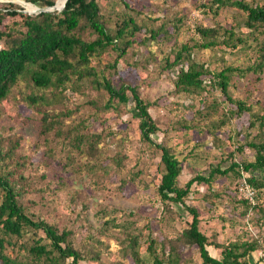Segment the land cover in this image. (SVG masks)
I'll return each instance as SVG.
<instances>
[{
  "label": "rangeland",
  "instance_id": "obj_1",
  "mask_svg": "<svg viewBox=\"0 0 264 264\" xmlns=\"http://www.w3.org/2000/svg\"><path fill=\"white\" fill-rule=\"evenodd\" d=\"M204 1L98 0L102 14L110 17L111 28H114L115 15H134L132 9L141 13L135 16L136 22L145 23L146 28L132 37L134 42L126 56L119 60L117 72L112 77L113 83L118 85L125 82L134 86L143 100L157 103L149 109L159 129L152 138L169 148L180 162L182 171L176 180L178 187H184L196 174H204L210 166L225 161L227 153L233 151L235 145L227 139L226 130L217 132L214 140L204 132L199 134L194 130L176 128V115L180 111L177 109H183L190 98L173 94L172 82L179 67L166 69V61L172 62L175 51L186 45L192 57L210 70L245 67L249 57L252 59L258 55V42L263 37L258 33L256 41L250 37L251 34L243 26L245 14L241 11L229 6L213 15L201 5ZM125 3L129 4V8L124 7ZM27 5L34 6L28 0H0V13L3 14L0 30L20 19L19 16L6 15V9L16 10L19 14H37L30 13ZM231 26H236L241 35L248 36L245 44H239L235 50L223 46L206 49L196 47V44L203 42L196 32L197 27H219L221 34L224 28ZM160 28L162 31L152 38L148 31ZM3 46L0 42V49ZM113 57L110 54L106 59L111 60ZM248 77L251 82L232 75L229 89L231 96L245 99L252 92L248 103H264V71L260 81H256L253 76ZM20 87L24 93L28 92L23 83ZM19 91L20 88L14 89L0 103V147L3 150L11 148L9 144L12 142L18 146L13 150L12 161L17 165L12 167L16 168L12 177L22 191L19 203L34 219H42L59 230H70L76 246L84 255L80 264H134L126 249L127 236L138 235L143 242L151 235L163 243L166 249L169 238L175 237L188 226L191 218L185 211L178 212L180 217L175 213H163V204L157 193L160 180L159 154L148 149L141 140L137 112L131 110L125 113L122 107H118L116 111L96 113L89 104L94 101L96 106L101 107L106 97L101 92L88 89L84 90V94L66 92L67 98L58 108H68L74 112L64 121L63 127L72 129L86 117L87 122H83L82 131L100 133L95 159L72 149L71 154L67 147L62 148L59 144L58 140L62 141V138L52 133L48 138L41 134L40 115L29 109ZM214 95L220 97L217 92ZM128 105L130 107L132 104ZM185 117L189 119L191 112L186 111ZM248 125L247 114L234 121L233 136L239 131V143L244 144L247 138L256 135L255 129H249ZM252 154L250 148L244 147L241 152L235 153L234 161H251ZM65 155L70 157L72 164L66 165ZM229 176L227 179L216 177L211 188L204 184H193L187 199L199 215V230L209 241L225 244L239 239H255L259 247L253 259L257 261L264 253V220L258 224V211L255 208L246 211L239 203L246 199L248 188L242 191V187H246L244 180H233ZM210 192L220 195L216 200L211 197L213 203L206 200ZM256 198L259 205H264V192H256ZM248 202L252 203L250 200ZM170 208L177 210L174 204ZM105 221H115L116 227L110 225L105 228V225H109ZM32 236L43 237V234ZM92 236L102 242L98 260L92 259L84 251L88 249L85 240ZM29 238L30 232L18 242L24 243ZM144 247L143 242L142 251ZM208 250L212 257L219 258L218 249ZM181 257L186 264H201L196 247H183Z\"/></svg>",
  "mask_w": 264,
  "mask_h": 264
},
{
  "label": "trees",
  "instance_id": "obj_2",
  "mask_svg": "<svg viewBox=\"0 0 264 264\" xmlns=\"http://www.w3.org/2000/svg\"><path fill=\"white\" fill-rule=\"evenodd\" d=\"M56 1L28 0L39 8L52 7ZM65 1L61 0L58 9L62 8ZM204 2L201 5L213 15L217 14L219 9L229 6L241 11L245 14L243 26L251 34L250 37L254 41L257 40V33L263 37L258 42L260 44L258 55L252 59L249 57L245 67L210 70L192 57L186 45L175 51L172 62L166 61V69L179 67L172 82L173 94L190 98V102L184 105L183 109H177L180 111L176 115V128L194 130L199 134L204 132L214 140L217 138V132L226 130L227 139L235 145V149L227 153L223 161L226 164L222 162L210 166L204 174H196L189 179L184 187H178L176 184L182 171L180 162L169 148L156 143L152 138L159 129L150 116L149 109L157 103L143 100L139 90L134 86L125 82L118 85L113 83L112 77L117 72L119 60L126 56L134 42L132 37L146 28L145 23L136 22L135 16H139L140 11L131 8L134 15L127 13L115 15L114 28H111L110 17L102 14L98 0H67L60 12L28 15L6 9V15L19 16L20 19L0 30V42L4 44L0 49V103L6 100L14 89L20 88L19 95L22 100L30 110L40 115L41 134L48 138L52 133L55 137L62 138V141L58 140L59 144L63 146L62 148L67 147L71 154L72 149L80 155L96 159L100 133L82 131L83 122H87L86 117L72 129L63 127L64 121L74 112L72 109L58 108L64 104L67 91L84 94V90L88 89L105 95L101 107L96 106L94 101L90 102L89 105L96 113L116 111L118 107H122L125 113L131 110L137 112L141 140L148 149L159 154L160 180L157 193L163 204V213L168 215L175 213L180 217L179 213L183 210L191 219L188 226L178 235L169 238L166 249L156 237L148 235L143 241L145 247L142 251L143 242L139 236H127L126 249L134 264H186L181 257L183 247H196L201 264L264 262V253L257 261L253 259L259 247L255 239L250 241L239 239L225 244L209 241L199 230V215L187 199L193 184H204L211 188V183L216 177L227 179L230 174L233 180L243 179L245 186L254 193L252 203L248 202L249 199L240 200L239 203L245 210L255 208L258 211L260 214L258 224L264 220V205H259L255 201L256 192H264V103H248L247 99L251 98L252 92H249L245 99H235L229 91L233 74L249 82H251L249 75L256 81L261 80L260 76L264 71V0ZM124 7L129 8V4L125 3ZM28 9L32 10L30 6ZM2 17L3 14L0 13V23ZM219 29L197 27L196 32L203 42L196 44V47L206 49L223 46L235 50L239 44H245L248 38L241 35L236 26L224 28L221 34ZM161 31L162 28L150 29L148 32L155 38ZM110 54L114 55L113 59H106ZM21 83L28 90L27 93L21 90ZM215 92L219 98L214 95ZM128 103L132 105L128 107ZM186 111L191 112L189 119L185 117ZM244 114L249 117L248 128L255 129L256 135L247 138L243 144L237 141L239 131L233 136V123ZM9 145L11 148L6 150L0 147V264H80L84 255L76 246L70 230H59L55 225L42 219H34L19 203L22 191L12 177L16 170L12 167L17 165L12 161L13 150L18 146L13 142ZM244 147L252 150L253 160L242 163L234 161L235 153L241 152ZM65 160L66 165L73 163L67 155ZM212 196V199L216 200L220 195L210 192L206 200L213 203ZM173 204L177 210L170 208ZM105 224H109L105 225V228L110 225L116 227L115 221L114 223L105 221ZM28 232L30 238L24 243H19L18 241ZM38 233L43 234V237L32 236H37ZM85 244H88V249L85 248L84 251L92 259L98 260L102 242L92 236L85 240ZM208 248L218 249L219 258L212 257ZM15 250L17 251L13 254Z\"/></svg>",
  "mask_w": 264,
  "mask_h": 264
},
{
  "label": "water",
  "instance_id": "obj_3",
  "mask_svg": "<svg viewBox=\"0 0 264 264\" xmlns=\"http://www.w3.org/2000/svg\"><path fill=\"white\" fill-rule=\"evenodd\" d=\"M67 2V0L65 1V3ZM64 3V5H65ZM64 5L62 6L61 9H56L55 7V4L52 6V7H49V8H37L36 7V10H32L30 13H33V12H36V13H39V12H53V11H57V12H60L63 8H64Z\"/></svg>",
  "mask_w": 264,
  "mask_h": 264
},
{
  "label": "built area",
  "instance_id": "obj_4",
  "mask_svg": "<svg viewBox=\"0 0 264 264\" xmlns=\"http://www.w3.org/2000/svg\"><path fill=\"white\" fill-rule=\"evenodd\" d=\"M244 188H247V186ZM242 191H243V187H242ZM253 194H254L253 191L248 188L246 190V199H249L250 201L253 202V196H254Z\"/></svg>",
  "mask_w": 264,
  "mask_h": 264
},
{
  "label": "bare ground",
  "instance_id": "obj_5",
  "mask_svg": "<svg viewBox=\"0 0 264 264\" xmlns=\"http://www.w3.org/2000/svg\"><path fill=\"white\" fill-rule=\"evenodd\" d=\"M60 2H61V0H57V1H56V3H55V7H56V9H58V5H59ZM28 6H30V7L32 8V10H36V7L31 6V5H28ZM32 10H31V11H32Z\"/></svg>",
  "mask_w": 264,
  "mask_h": 264
}]
</instances>
